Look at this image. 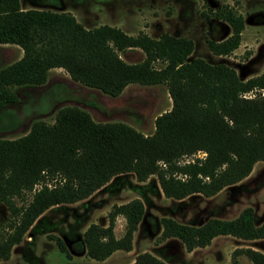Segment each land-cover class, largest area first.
I'll use <instances>...</instances> for the list:
<instances>
[{
	"label": "trees",
	"instance_id": "16d2710c",
	"mask_svg": "<svg viewBox=\"0 0 264 264\" xmlns=\"http://www.w3.org/2000/svg\"><path fill=\"white\" fill-rule=\"evenodd\" d=\"M209 14L226 22L229 31L218 39L205 37L206 45L214 54H229L240 42L242 14L226 4ZM0 43L22 50L18 58L0 64L1 113L19 100L18 88L42 85L51 67H62L73 81L111 96L128 83H162L171 99L170 107L155 115L150 133L121 120H95L77 104H62L52 121L35 118L22 134L0 136V201L9 210L0 232V260L9 257L44 210L84 199L114 175L132 172L138 181L155 175L163 196L173 199L209 197L264 160V67L240 78L225 62L188 58L190 37L167 31L130 34L107 23L87 27L70 11L22 8L19 0H0ZM126 48H139L143 55L127 61L120 55ZM143 213L137 196L113 202L106 224L89 222L83 229L85 255L101 260L114 250H130ZM117 215L124 219L119 235L114 233ZM159 223V237L178 238L186 250L208 244L217 234L264 237V219L256 222L251 206L200 224L165 215ZM47 237L70 257L60 236ZM239 254L250 264H264V252L251 246L233 247L231 264ZM122 264L175 263L142 250Z\"/></svg>",
	"mask_w": 264,
	"mask_h": 264
},
{
	"label": "rangeland",
	"instance_id": "374dc122",
	"mask_svg": "<svg viewBox=\"0 0 264 264\" xmlns=\"http://www.w3.org/2000/svg\"><path fill=\"white\" fill-rule=\"evenodd\" d=\"M21 1L25 6L70 11L87 27L107 23L130 34L144 31L157 36L167 31L190 37L193 49L188 58L198 56L209 62H225L240 78L257 74L264 67V0ZM220 4L230 5L242 14L244 21L238 46L225 55L212 53L204 41L205 37L221 38L229 31L226 22L206 15ZM18 55L19 51H0V64ZM120 55L127 61H135L143 54L139 48H126L120 51ZM18 94L19 100L4 108V113L0 112V136L22 134L35 118L52 121L54 109L62 104H77L95 120H121L150 133L155 115L171 104L162 83H128L118 95L111 96L73 81L62 67L50 68L42 85L18 88ZM134 196L141 199L144 213L134 231L131 252L118 250L101 260L86 256L80 242L86 225L92 221H107L106 212L113 202ZM245 206L252 207L256 222L264 219V160L256 161L242 180L223 187L212 196L192 194L181 200L163 196L155 175L139 182L132 172H125L115 175L87 199L57 204L44 210L0 264H122L130 260V253L141 250L167 256L175 264H231L233 247L251 246L264 252V237L241 239L217 234L208 246L197 247L189 254L178 238L159 237V218L165 215L180 222L200 224L210 216L233 217ZM8 217L9 210L0 201V232L5 230ZM123 223V217L117 215L114 221L116 235L122 232ZM48 233L65 241L70 257L57 248L53 239L47 237ZM236 260L234 264H250L243 254L237 255Z\"/></svg>",
	"mask_w": 264,
	"mask_h": 264
},
{
	"label": "crops",
	"instance_id": "0c3cea01",
	"mask_svg": "<svg viewBox=\"0 0 264 264\" xmlns=\"http://www.w3.org/2000/svg\"><path fill=\"white\" fill-rule=\"evenodd\" d=\"M19 3H20V6L22 7V8H28V7H34V6H25V5H23L22 4V1L21 0H19ZM7 49H9V50H14V51H19V55L18 56H16V58H18L20 55H21V53H22V50H21V48L18 46V45H16V44H14V43H0V51H5V50H7ZM15 58V59H16ZM52 68V67H51ZM120 174H122V173H120ZM118 175V174H117ZM115 176V175H114ZM114 176H112L111 178H114ZM150 176H152V175H149L146 179H148ZM111 178L107 181V182H105L103 185H101L99 188H97L96 190H99L102 186H104L105 184H107L110 180H111ZM145 179V180H146ZM145 180H142V181H139V182H143V181H145ZM242 180V179H241ZM96 190H94L88 197H86V198H84V199H87V198H89ZM159 190H160V188H159ZM220 191V190H219ZM160 192H161V190H160ZM162 194V193H161ZM163 195V194H162ZM187 196H190V195H187ZM187 196H185V197H187ZM135 197V196H134ZM185 197H183V198H185ZM132 198V197H131ZM183 198H181V199H183ZM181 199H176V200H181ZM128 200V199H127ZM42 214V213H41ZM40 214V215H41ZM39 216V215H38ZM122 217V216H121ZM92 222H96V221H92ZM106 222L107 221H103V222H100L99 224H106ZM98 223V222H97ZM33 224V223H32ZM32 224L30 225V226H32ZM30 226H29V228H30ZM28 228V229H29ZM135 231V230H134ZM134 231H133V234H134ZM116 235V234H115ZM132 237H133V235H132ZM213 238V237H212ZM167 239V238H166ZM256 239V238H255ZM212 241V239L210 240V242ZM210 242L208 243V244H206V245H204V246H208L209 244H210ZM202 247V246H201ZM195 248H197V247H194V248H192L191 250H186L189 254H192V252H193V250H195ZM133 249V243H132V248L130 249V250H121V249H117V250H114L113 252H111L108 256H110L111 254H113L114 252H118V250H121V251H124V252H131V250ZM142 251V250H141ZM139 252V251H138ZM151 252V251H150ZM137 253V252H136ZM136 253H130L131 255V257H130V260L128 261V262H130L132 259H133V257H134V255L136 254ZM153 254H155V255H157V256H159V257H161L163 260H165V261H167V262H169V263H175V262H171V261H169L168 259H167V256H162V255H160L159 253H154V252H152ZM208 262V261H207ZM127 263V262H126ZM208 263H210V261L208 262Z\"/></svg>",
	"mask_w": 264,
	"mask_h": 264
}]
</instances>
